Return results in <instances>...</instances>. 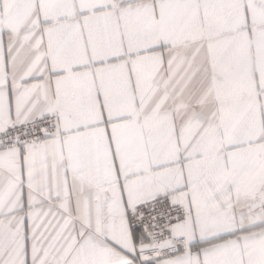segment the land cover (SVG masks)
Listing matches in <instances>:
<instances>
[{
  "label": "snow or ice",
  "instance_id": "1",
  "mask_svg": "<svg viewBox=\"0 0 264 264\" xmlns=\"http://www.w3.org/2000/svg\"><path fill=\"white\" fill-rule=\"evenodd\" d=\"M0 264H264V0H0Z\"/></svg>",
  "mask_w": 264,
  "mask_h": 264
}]
</instances>
